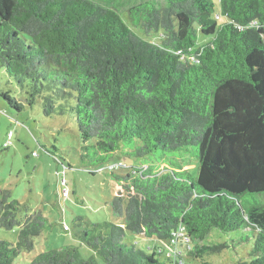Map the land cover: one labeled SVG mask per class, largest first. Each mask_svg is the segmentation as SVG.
Here are the masks:
<instances>
[{"label": "trees", "instance_id": "16d2710c", "mask_svg": "<svg viewBox=\"0 0 264 264\" xmlns=\"http://www.w3.org/2000/svg\"><path fill=\"white\" fill-rule=\"evenodd\" d=\"M162 1L128 9L144 34L160 33L149 43L111 3L0 0V68L24 100L0 97L75 126L80 162L109 165L119 188L110 209L124 221L77 233L87 259L64 247L29 264H212L204 257L226 245H203L211 233L248 245L234 264H264V0ZM184 152L197 178L176 160L154 172ZM27 211L0 189V228L20 227L16 243L0 241V264L32 252L48 226ZM125 232L165 241L171 254L137 250Z\"/></svg>", "mask_w": 264, "mask_h": 264}, {"label": "rangeland", "instance_id": "374dc122", "mask_svg": "<svg viewBox=\"0 0 264 264\" xmlns=\"http://www.w3.org/2000/svg\"><path fill=\"white\" fill-rule=\"evenodd\" d=\"M91 1L103 5L113 4L125 24L138 37L149 43L160 41V33L144 34L140 26H136V22L130 18L128 9L147 1L158 8L157 4L164 5L162 0ZM4 92L23 103V95L0 68V93ZM9 133L12 135L11 145L4 147ZM82 146L76 127L68 124L66 119L45 118L43 110L36 105L31 108L24 105L20 112H16L0 97V189L10 190L12 199L26 207L28 214L41 212L49 220L45 230L34 239L33 251L20 255L13 264H29L40 253L64 247L76 249L80 258L87 259L92 252L81 245L77 233L89 231L94 224L122 225L124 222L110 209V201L118 194L119 188L110 172L105 170L109 165L94 168L80 162ZM119 160L128 166H137L135 160L114 159L116 163ZM175 160L181 171L197 178L198 161L191 152L167 155L164 164H160L154 172L159 170L165 173L164 168L173 167L170 165ZM125 171L120 167L114 173L123 175ZM61 180L65 184H61ZM66 190L68 193L65 194ZM24 215L23 211L18 220ZM19 231L18 226L12 230L0 228V241L16 243ZM124 242L145 253L157 248L163 251L165 257L171 254L167 242L155 237L125 232ZM202 244L226 245L220 251L204 257L203 261L212 264H234L248 250L246 243H239L234 249L229 240L225 242V237L216 233H211ZM179 248L185 254V247Z\"/></svg>", "mask_w": 264, "mask_h": 264}, {"label": "built area", "instance_id": "2783aa9c", "mask_svg": "<svg viewBox=\"0 0 264 264\" xmlns=\"http://www.w3.org/2000/svg\"><path fill=\"white\" fill-rule=\"evenodd\" d=\"M11 136H12L11 133H9V134H8V140H7V143H6V145H8V146L11 145V140H10V139H11ZM115 168H117L116 165H112V166L109 167V169H115ZM61 184H65L64 180H61ZM66 193H68L67 190H66L65 194H66ZM65 229H66V227H65ZM65 229H64V230H65ZM178 235H180V234H178ZM173 241H174V240H173Z\"/></svg>", "mask_w": 264, "mask_h": 264}]
</instances>
